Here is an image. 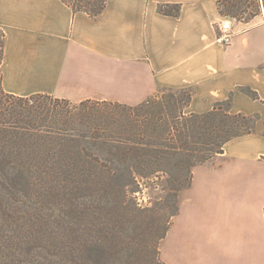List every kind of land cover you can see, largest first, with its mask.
<instances>
[{"label":"crops","instance_id":"crops-1","mask_svg":"<svg viewBox=\"0 0 264 264\" xmlns=\"http://www.w3.org/2000/svg\"><path fill=\"white\" fill-rule=\"evenodd\" d=\"M160 3L181 12L162 14ZM223 19L217 0H108L96 18L62 0H0L6 92L137 105L190 89L188 112L231 96L233 113L259 116L254 133L194 167L160 245L167 264H264V15L233 19L227 46Z\"/></svg>","mask_w":264,"mask_h":264},{"label":"trees","instance_id":"trees-1","mask_svg":"<svg viewBox=\"0 0 264 264\" xmlns=\"http://www.w3.org/2000/svg\"><path fill=\"white\" fill-rule=\"evenodd\" d=\"M62 1L92 18L102 14L108 2ZM217 7L222 16L248 23L264 12V0H217ZM158 12L178 16L181 4L160 3ZM5 43L0 26V205L11 206L18 191L59 203L57 237L47 239L33 230L49 224L37 214L30 220L27 240L57 247L61 264H95L93 257L99 253L109 264L120 243L119 228L136 225L146 215L134 203L133 192L159 174L174 178V184L188 180L183 186L187 189L195 166L223 153L233 138L256 131L259 116L233 113L231 96L209 111L188 112L190 89H183L186 100L162 88L137 105L107 100L75 103L47 93L6 92ZM247 93L259 98L255 91ZM93 103L104 108H88ZM178 198L172 218L179 212ZM171 223L157 238L158 245ZM155 252L160 254V249ZM159 263L167 264L149 261Z\"/></svg>","mask_w":264,"mask_h":264},{"label":"rangeland","instance_id":"rangeland-1","mask_svg":"<svg viewBox=\"0 0 264 264\" xmlns=\"http://www.w3.org/2000/svg\"><path fill=\"white\" fill-rule=\"evenodd\" d=\"M262 14L264 15V12ZM231 19L239 22L234 17ZM172 91L177 98L187 99L186 91ZM88 108L103 109L104 107H98L93 103ZM153 178L147 187L142 185L131 194L134 203L140 209L146 210V215L140 218L136 225L119 228L120 243L109 264H126L127 262L149 264L150 259L156 262L162 260L160 254L155 252L156 247L160 249L162 240L159 245L156 240L167 228L168 221L173 220L170 216L176 210L175 196H180L185 190L183 186L189 181H184L186 182L184 185L178 182L174 184L175 179L166 174H159ZM26 194L27 192L24 191L15 192L11 206L0 205V264H61L60 251L57 247L42 246L36 241L27 240L32 233L30 220L37 214L49 219V224L46 227H35L36 229L33 228V230L47 239L52 240L57 237L62 213L59 210L60 204L52 205L46 202L47 200L41 201L40 197L34 198L35 196ZM178 200L180 201V197ZM151 227L154 230H152L153 234L149 233ZM93 259L95 264H108L101 253L94 255Z\"/></svg>","mask_w":264,"mask_h":264},{"label":"built area","instance_id":"built-area-1","mask_svg":"<svg viewBox=\"0 0 264 264\" xmlns=\"http://www.w3.org/2000/svg\"><path fill=\"white\" fill-rule=\"evenodd\" d=\"M234 30L232 25V19L230 17H224L218 26V41L224 45H230L233 39Z\"/></svg>","mask_w":264,"mask_h":264}]
</instances>
